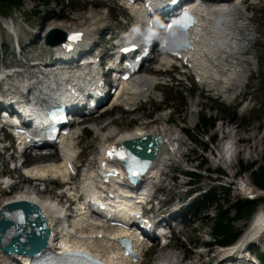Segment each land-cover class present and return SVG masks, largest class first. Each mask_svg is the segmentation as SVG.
I'll return each instance as SVG.
<instances>
[{
	"label": "rangeland",
	"instance_id": "obj_1",
	"mask_svg": "<svg viewBox=\"0 0 264 264\" xmlns=\"http://www.w3.org/2000/svg\"><path fill=\"white\" fill-rule=\"evenodd\" d=\"M252 1L253 0H249L244 5L248 8L247 15L250 17L248 23L250 24V37L252 40L250 41L248 55L245 56L246 62L241 64L242 67L245 68V71L242 74V81L240 85L233 90V98L226 100L223 96L216 94L212 90L201 87L189 69L182 68L179 64L170 65L165 69L156 68L159 60L153 59L145 65L140 74H156L158 77L157 86L152 89V91L142 95L132 110L126 109L122 105L114 107L111 113L105 116L102 115V117L97 120L99 125H101L100 129H95L97 123H95V125L94 123H90L84 129L76 127L74 130L77 131L79 136L77 150L82 151L80 161H84L86 164H95V160L103 148V145L101 146V138H105L111 130L116 132H119L120 130L121 132L132 131L142 125L148 126L149 129L168 127L171 134H173L174 138L177 140V142H173L175 148L179 147L180 154H183L184 156H181L178 153V156L175 157V159L170 160V155L165 154L164 159L168 158V162H166V165L161 166V172L158 178L160 180V189L163 192V194H161L162 199L170 200L172 198L176 204L172 206L173 208H179L180 200L181 207H183L181 213L184 214V220L177 225L173 223V240L170 247L163 248L158 243L156 249L154 248L146 254L142 264H154L157 262L172 264L173 261L178 262V260V264H182L184 261H186L187 264H195V262L198 264L200 261L198 256L200 248L210 240L211 243L217 244L212 235V227L215 221L214 216H218V208L208 205L204 209L198 207L191 214H187L188 211L186 209L193 202V197L197 196L196 198H198V196H201L200 194H202V192L211 187L219 188L221 184L228 185L230 177L234 175L232 173L233 170L235 171L238 167L239 160H243L245 163L254 162L257 165L264 164V151H260L261 148L259 145L256 147L261 140V137L264 135V98L262 97L264 83L260 82L264 68V66L261 65V62L264 63V0L258 1L257 3H252ZM71 2L74 7L70 6ZM96 2L97 4H92L88 0H70V7L64 10V20L58 22H62L66 26L68 24L71 25V27L80 28L81 26L89 25L91 23L92 20L88 14L98 11L99 14L106 15L105 21L108 27L103 29L101 27V29L92 35L94 39L99 42L98 46L101 47V45H103V43H101L103 40L105 41L104 46L107 47L106 41L109 33L111 31L116 33V31L119 30V25L125 27L131 11L130 8L120 4V0H96ZM92 5H95V7ZM52 10L58 13L59 6L51 4L50 7H46L44 4H39L33 0H24L23 7L13 10L10 14H6L7 16L0 13V32L2 34L0 39V66L11 65L13 61L15 62L16 60L24 59V55L19 53L16 49V39L2 26L5 23L4 17H11L10 20L7 21L10 23L12 20L13 25L20 29V39L25 42L29 43L30 40L36 39L34 38V34H40V37L37 40L40 42L41 47L44 48L43 34L46 33L48 26H50L51 23L58 20L55 18L49 19V12ZM79 14L82 15L81 19H79ZM96 15L99 16L97 13ZM127 15L129 16L127 17ZM130 17L133 19V15ZM133 30V26H131V28L129 27V33H132ZM5 31L9 33L11 37L6 35ZM34 45L33 49H36L39 44ZM97 49L98 48L94 49L93 52ZM105 50L106 49H103V51ZM25 52L27 55L30 53L29 56L36 55L31 54L32 51L30 52V46L25 48ZM171 86L172 88H175V90L182 91L185 106L182 107L177 103L172 105L175 108L168 109V107L162 106L160 110H157V108L163 103L164 95L171 98L179 96L178 93L174 92V95L170 94ZM251 86H254V88L250 90ZM108 106L104 109L108 108ZM220 106H225L226 112L222 113L220 109H216V107ZM234 110H237L236 120L231 118L230 114H228ZM101 111H97L92 117L96 118V115ZM202 113H206L207 115L212 114L218 119L215 126L208 133L209 137L207 138L205 136L203 138L204 141H210V136L217 135L218 142L209 146V149L206 151L203 148L201 149L199 144H195L182 129V127L191 129L196 128L199 116ZM107 122L111 123L106 124ZM104 124H106L107 127H102ZM82 132L84 135H81ZM221 139L237 145L236 149L238 148V152L232 165V168L236 169L228 168L227 171L228 163H226V160L221 154ZM172 148L173 146L170 147V149ZM7 156L8 155L3 156L0 151V171L5 168L6 173L10 172L14 179H17L16 176L20 177V175L23 178H26L21 171L13 173V171H10V167H3L1 164L2 159H6ZM203 159H206L208 162V165L205 164L206 166H209L214 170L217 167H222L226 170L227 175H224L223 177L220 176V180L216 179V173H213L211 176L207 175L206 171L200 169V162L203 161ZM54 160L58 161L59 159ZM44 161H46V159L34 160L33 164ZM186 170L200 171L203 180L200 183L193 185L192 180L183 173V171ZM240 175V179L252 182L251 172L245 171ZM45 185L46 187H44V183H40L39 185L34 183L28 184L27 181L19 183V188L16 192L0 193V203H2L5 198L12 196L21 190H36L41 196H50L55 199L57 194H59V191H57L54 183H45ZM3 186L4 185L0 180V189H2ZM186 189L190 190L189 195H195L189 197L186 193ZM60 191V193L63 192L62 190ZM259 192L258 198H261L262 200L254 214L260 209H264V191L259 190ZM242 197H244V194L239 192L237 184H234L229 194L230 201L235 202ZM223 206L230 208V205L228 204H224ZM169 208H171V205L166 204L163 210L169 211ZM233 215L234 211L231 207L230 216ZM248 222L240 220L235 221L233 225L236 229H239L244 233L247 230ZM250 248L264 253V244L260 246L253 242L247 248L246 256L248 257H252L250 254ZM212 251L216 253L217 247H213ZM163 257H174L175 259L168 262L167 259L165 260ZM206 261L207 258L205 259L204 264H206ZM259 264L261 263L259 262Z\"/></svg>",
	"mask_w": 264,
	"mask_h": 264
},
{
	"label": "bare ground",
	"instance_id": "obj_2",
	"mask_svg": "<svg viewBox=\"0 0 264 264\" xmlns=\"http://www.w3.org/2000/svg\"><path fill=\"white\" fill-rule=\"evenodd\" d=\"M120 1V4L130 8L131 15H133L137 20V23L135 24V28L131 35H141L143 29L140 30V23H142L143 20V7L130 5V3H128V0ZM258 1L263 0H253L252 3H257ZM239 2L240 0H236V3ZM92 4H97L96 0H93ZM188 4L190 3H186V5ZM92 6L95 7V5ZM245 8V6H239L235 8L234 6L227 4L223 5L222 7L206 5L200 8L199 14L203 17V21L201 22V28L197 29V31L193 35L194 38H196L193 42L194 49L186 54H183L179 59H174L169 56L160 57L158 59L159 61L156 68L165 69L172 65L173 62L181 63L183 64L184 68L189 69V71L195 76L197 82L201 87L212 90L216 94L223 96L226 100H230L231 98H233V90L235 89V87H238V85H240L242 81V74L245 71V68H243L241 64H243V62H246L245 56L248 55L250 41L252 40V38L250 37L251 29L247 26L248 22L250 21V17L247 15V10ZM96 13L99 16H97ZM88 16L91 17V23L89 25L81 26L80 28L71 27V25L68 24L66 26L62 22H58L64 19L55 20V22L57 23H51V25L48 26L46 33L43 34L44 46L46 45L45 34H47L50 30H63L64 32H67V34H69V32L76 28L83 33L84 37L83 40L76 46L73 54L78 55L81 51L86 49L90 52H93L94 49L100 46H98L99 42L94 39L92 34L101 29V27L102 29L108 27V25H106L107 23L105 21L106 15L99 14L98 11L88 14ZM81 17L82 15L79 16V19H81ZM147 30H149V27L146 28V31ZM39 37L40 34H34V38L36 39L30 40L31 43L26 44L23 47V52L21 54L24 55V59L16 60V63L11 64L8 67L13 66L18 70L21 69L23 67L22 63L27 60L25 48L30 46V52L32 51L31 54H37V57L32 61V65L37 66L38 70L40 68H44L43 70L39 71L45 77L48 74L53 76L57 74L58 71L53 68V65L56 63V59L50 58L52 49L49 48V50H47L46 48H42L40 46V42L37 40ZM57 37H60V34L57 35ZM34 44H39L36 49H33V47L35 46ZM60 46L61 44L54 45L52 47L57 49L58 53L60 52L61 54L62 51L60 49ZM101 52L102 58L108 56L107 50ZM86 65L89 69L91 62H87ZM34 66H32V68L35 70L36 68ZM15 72V70H7V73H4V77L0 78V84H3V88L0 91V98H5V100H8V97L11 95V98L15 99L16 102H21L25 95L16 84L9 80V78ZM66 72V69H62L60 70V75L66 74ZM40 73L34 75L33 78H35L36 76L39 78L41 75ZM52 81L53 80L52 78H50V76L47 77L44 81L47 85L42 87L41 90L48 92L53 87ZM157 82L158 77L156 74L149 73L145 75L138 73L134 75L133 80L128 83L127 86L118 91L115 101L117 103H120L126 109L132 110L142 95L147 94L157 86ZM42 108L43 110L46 109L47 105H44V107ZM101 117L102 115H96V118L92 117V115H89L85 117L84 121L88 123H94V125L95 123H97L95 129H100L101 125H99L97 120ZM37 119L40 121L43 120L41 115H38ZM110 123L111 122H107L106 124ZM106 124H104L102 127H105ZM73 133L77 134V131H74ZM108 133L109 134H107L105 138H101V146L103 145V147L105 148H110L122 143L123 141L136 139L144 135H157L163 138V144L161 145L158 155L155 159L157 162L160 156L164 155V153L170 155L171 160L175 159V157L178 156V153L180 154L179 149L173 152L170 149V147L173 146L174 150H176L174 143L169 144L168 141H172L174 139L173 142H177V140L174 138V135L171 134L168 127L149 129L148 126L142 125L132 131L121 132L120 130L119 132H116L111 130ZM76 141V137H74L73 139L68 138L63 141V147L59 146L60 154L64 157L63 163H43L41 166H34L31 169L29 168L27 170V174L29 173L28 175H33L37 178H41L39 179V182L44 181L45 176L47 175L54 178L61 177L63 179V182L70 186L67 189L68 195L62 193L60 196L57 195V197L53 199L50 196H41V194L36 190H21L14 195L5 198L4 201L0 203V207L6 203L19 202L23 200L33 202L41 208L42 212L47 217L48 225L53 232L57 231V229H59V225L64 221H72L75 228L82 229L81 235L86 238L85 243L98 249L104 254L109 253L110 250L113 249V251L117 253L116 258H118V262H120V264H139V260L137 262H131L130 260L124 258L121 252H117L116 239L118 235L122 233L121 229L117 228V226H100L98 223L100 221L93 222V220H91L92 218L89 217L88 213H86L87 210L84 209L85 204L82 202L79 203L80 207H77V213L70 211V206L66 207L64 198L69 196V199L75 198V200H79L80 198L77 197L78 193L75 189L79 188L82 190V192H85L84 190L88 186L87 183L93 181L97 176L96 174L98 173L97 170H95L97 166L96 158L95 164H86L87 166H89V168H91L87 177L84 176L86 174L75 173V170L73 174L68 175L65 166L68 163V157L77 152L78 146L76 145V143L78 142ZM258 145L261 148L260 151H264V135L261 137V140L256 145V147ZM180 155L184 156L183 154ZM75 168H78L77 164L75 165ZM155 173L156 174L154 175H157L158 170H156ZM114 194L116 193L114 192ZM172 201L173 200L171 198L170 200L162 199L159 203H155V201L152 199L148 202V204H158L157 211L151 215L155 223H157L158 220L177 221L178 223H181L184 220V214L181 213L183 208L181 207V201L179 200V208H173L172 206L176 204L174 201ZM105 204L108 203L105 202ZM166 204L171 205L169 211L163 210ZM132 206V201L123 200L119 201L117 207L114 210H126L132 208ZM62 217H64V219H62ZM170 227L172 228V225H170ZM62 228L64 230L62 231L63 237L68 239L70 238L73 242V244L71 245L67 243L64 250L73 249L74 245L85 244L80 241V238L77 239L72 235H67L69 231L68 229H64V225H62ZM246 233L247 235L244 237L245 234H243V236L239 239V241L235 243V245L230 247H222V249L218 250L216 255L211 256L207 259L206 264H210L211 262H216V264H259L258 261H256L254 258L246 257V251L248 245L251 242H255L260 246L264 244V209H260L256 212L254 219L251 221ZM4 256L8 258L7 253H5ZM9 258L12 259V257ZM18 259L19 256L16 255L11 261H13L14 263L17 262ZM164 259H167V261L170 262L175 258L168 257ZM114 260L115 256H111V258L109 259L110 262H114ZM176 263L177 261L172 262V264ZM195 264L197 263L195 262Z\"/></svg>",
	"mask_w": 264,
	"mask_h": 264
},
{
	"label": "trees",
	"instance_id": "obj_3",
	"mask_svg": "<svg viewBox=\"0 0 264 264\" xmlns=\"http://www.w3.org/2000/svg\"><path fill=\"white\" fill-rule=\"evenodd\" d=\"M38 2L39 4H44L46 7H50L51 4H56L59 6V12H55L52 10L49 16V19L55 18V19H64V10L68 7H74V5L70 4V0H33ZM24 6V0H0V13H3L4 15L10 14L15 9L21 8ZM15 12V11H14ZM261 65L264 66V63L261 62ZM263 75L260 78V82L264 83V68L262 71ZM254 86L250 87V90L253 89ZM171 95L174 93H178V97H168L167 95H164V100L163 103L157 110H160L162 106L168 107V108H175L172 105L175 104H180L182 107L185 106V101H184V96L182 95V91H178L175 88H172L171 86ZM174 92V93H173ZM170 95V96H171ZM262 97L264 98V91L262 93ZM173 102V104H172ZM264 104V103H263ZM262 107V104H261ZM216 109H220L222 113L226 112V107L225 106H220L216 107ZM230 114V117L233 118L234 120L237 119V110H234ZM217 117L209 114L207 115L206 113H202L199 116L198 123L196 125V128L191 129V128H185V133L187 134L190 139L194 141L195 144H199L201 149L203 148L205 151L209 149V146L211 144H214L217 140V135H212L210 136L212 142L210 141H204V137L206 136L207 138L208 133L210 130L215 126L217 122ZM205 164L208 165V162L206 159H203V161L200 162V169L204 171L209 172V176H211L214 171H218L220 173L226 174V171L222 168L219 167L218 169H212L209 166H206ZM205 165V166H204ZM240 171L239 172H251L252 175V181L254 184L259 187L260 189L264 190V164L257 165L254 162H244L243 160L240 161ZM199 169V170H200ZM185 174L189 176V178L192 180V184L196 185L200 183L203 180V176L201 172L199 171H192V170H186L183 171ZM230 187H227L225 185H220L219 188L217 187H211L208 190H205L200 194L201 196H198V198H195L191 205L186 209L188 212L187 214H191L193 211H195L198 207L204 209L208 205L210 206H215L218 208V216L215 217L214 225L212 227V235L214 237L215 242L225 245L234 242L239 235L241 234V230L236 229L234 227V222L235 221H246L248 222L252 216L254 215V212L256 211L258 205L261 203V198L259 199H250V198H239L235 202H231L229 198L230 194ZM224 204L230 205V208L224 207ZM224 207V208H223ZM231 207L234 211V215L230 216L231 214ZM255 255L257 256L258 260L260 261L261 264H264V253L261 251H255L252 249Z\"/></svg>",
	"mask_w": 264,
	"mask_h": 264
},
{
	"label": "water",
	"instance_id": "obj_4",
	"mask_svg": "<svg viewBox=\"0 0 264 264\" xmlns=\"http://www.w3.org/2000/svg\"><path fill=\"white\" fill-rule=\"evenodd\" d=\"M60 34V37L57 35ZM66 40V32L63 30L52 29L48 32L46 36V43L50 45L60 44ZM162 140L160 137L146 136L145 138H139L135 140L125 141L124 144L132 148L137 154L142 156H149L150 158H155L159 148L161 146ZM15 214L19 217L25 215L27 217L26 223L17 224V231H11L7 233V236L18 235L21 240L17 243L16 236L12 238V246L9 248L11 253L17 250L26 251L30 255H34L37 252L43 251L48 245V239L50 231L46 222V218L41 210V208L31 202L19 201L13 203H6L0 208V223H3L5 218L7 219L9 215ZM0 225V233L7 232L9 229ZM16 227V225H15ZM19 230V231H18ZM22 233V234H21ZM19 237V238H20ZM7 249V246H4Z\"/></svg>",
	"mask_w": 264,
	"mask_h": 264
},
{
	"label": "snow or ice",
	"instance_id": "obj_5",
	"mask_svg": "<svg viewBox=\"0 0 264 264\" xmlns=\"http://www.w3.org/2000/svg\"><path fill=\"white\" fill-rule=\"evenodd\" d=\"M194 23V20L192 19L191 13H183L182 17L177 18L172 23H170L169 27H172L173 24L180 25L183 27H188L191 24ZM79 38V34H73L72 37H70L71 40H76ZM130 49H125V51H129ZM113 154L118 155L120 159H125V151L124 149H113L109 152V155L112 156ZM130 156V154H129ZM131 159L135 160V157H130ZM69 264H80V262H69Z\"/></svg>",
	"mask_w": 264,
	"mask_h": 264
}]
</instances>
